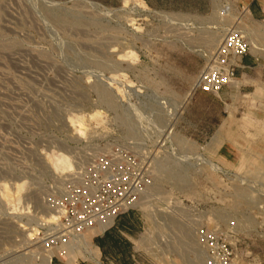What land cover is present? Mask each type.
Here are the masks:
<instances>
[{"label": "rangeland", "instance_id": "1", "mask_svg": "<svg viewBox=\"0 0 264 264\" xmlns=\"http://www.w3.org/2000/svg\"><path fill=\"white\" fill-rule=\"evenodd\" d=\"M249 1L0 0V264L69 260L40 247L46 200L117 146L150 156L151 184L129 211L139 264H205L200 229L232 264H264V17ZM229 32L258 67L216 95L196 91Z\"/></svg>", "mask_w": 264, "mask_h": 264}, {"label": "built area", "instance_id": "2", "mask_svg": "<svg viewBox=\"0 0 264 264\" xmlns=\"http://www.w3.org/2000/svg\"><path fill=\"white\" fill-rule=\"evenodd\" d=\"M246 55L244 39L227 33L199 73L195 90L216 95L233 84L239 61ZM149 157L122 146L93 156L79 175V187L71 184L58 199L47 198L45 206L53 219L38 225L41 249L46 253L62 249L59 254L65 255V248L79 243L85 234L110 229L119 216L136 207L152 181ZM197 238L205 264H232L233 251L218 234L200 229Z\"/></svg>", "mask_w": 264, "mask_h": 264}, {"label": "crops", "instance_id": "3", "mask_svg": "<svg viewBox=\"0 0 264 264\" xmlns=\"http://www.w3.org/2000/svg\"><path fill=\"white\" fill-rule=\"evenodd\" d=\"M253 19L264 17V4L259 0H250L244 6ZM258 65L251 56H245L239 61L237 74L243 77L248 70H256ZM137 224V217L135 213L128 212L119 217L114 225L99 233L89 232L83 237L88 246V253L84 250L83 255H87L89 261L76 259L80 254L79 249L69 247L68 256L69 260L57 256H45L41 264H139L135 257V252L132 250L131 237L136 233L139 228ZM90 245L93 247L91 248ZM96 252L98 253L96 256Z\"/></svg>", "mask_w": 264, "mask_h": 264}, {"label": "bare ground", "instance_id": "4", "mask_svg": "<svg viewBox=\"0 0 264 264\" xmlns=\"http://www.w3.org/2000/svg\"><path fill=\"white\" fill-rule=\"evenodd\" d=\"M62 155V154H61ZM58 156V155H57ZM60 156V155H59ZM63 156V155H62ZM201 160H202V162H204L205 164H207V165H209L210 167H212V168H214L215 170H218L219 168L217 167V166H215L214 164H212V163H210L209 161H207L206 159H204V158H200ZM55 161L57 162V164H64L65 163V166H66V164H68L67 163V160H66V158H65V156H63V157H61L60 156V158H58L57 160L55 159ZM55 163V162H54ZM67 166H69V165H67ZM70 167V166H69ZM56 168V167H55ZM58 168V167H57ZM68 170V169H67ZM104 230V227H100L98 230H94V231H92V232H94V233H99V232H102ZM144 238V237H143ZM145 239V238H144ZM143 242V239L140 241V243H142ZM82 247H84V250L88 253V246L86 245V243H85V241H83V243H82V245H81ZM69 247L70 246H68V247H66L65 248V250H66V254H68V250H69ZM73 247H75V246H73ZM75 248H77V247H75ZM88 250V251H87ZM8 262V261H7ZM9 263V262H8Z\"/></svg>", "mask_w": 264, "mask_h": 264}, {"label": "trees", "instance_id": "5", "mask_svg": "<svg viewBox=\"0 0 264 264\" xmlns=\"http://www.w3.org/2000/svg\"><path fill=\"white\" fill-rule=\"evenodd\" d=\"M121 216H123V215H121ZM121 216H119V217H121ZM119 217H118V218H119ZM118 218H117V219H118ZM117 219H116V220H117ZM115 222H116V221H115Z\"/></svg>", "mask_w": 264, "mask_h": 264}]
</instances>
